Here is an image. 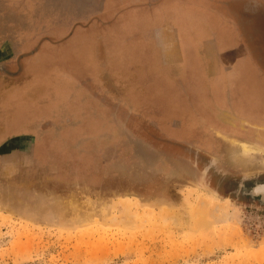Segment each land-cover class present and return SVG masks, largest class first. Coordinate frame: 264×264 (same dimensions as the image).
<instances>
[{"label":"rangeland","instance_id":"obj_1","mask_svg":"<svg viewBox=\"0 0 264 264\" xmlns=\"http://www.w3.org/2000/svg\"><path fill=\"white\" fill-rule=\"evenodd\" d=\"M112 2L103 15L48 0L52 16L42 17L40 40L48 64L29 79L15 66L16 80L1 82L9 144L0 145V264H264V207L219 195L206 183L211 167L205 171L208 162L226 173L264 170V116L243 110L264 111V98L210 99L217 110L200 98L172 99L176 112L166 113L161 104L151 110L115 97L86 99L59 72L53 76L56 68L80 73L86 58H97L81 41L93 26L56 44L73 23L98 14L105 22L125 10L103 29L105 48L143 67L149 99L170 103L159 89L160 56L152 69L149 54L140 55L148 36L138 23L143 0ZM89 66L86 73L97 71ZM103 70L118 73L112 63ZM46 121L55 125L49 137L24 138L31 124L44 130ZM244 142L258 151L243 156ZM10 145L17 152L8 155Z\"/></svg>","mask_w":264,"mask_h":264},{"label":"crops","instance_id":"obj_2","mask_svg":"<svg viewBox=\"0 0 264 264\" xmlns=\"http://www.w3.org/2000/svg\"><path fill=\"white\" fill-rule=\"evenodd\" d=\"M47 2L48 0H0V49L8 50L6 59L0 57V60L6 61V65L14 64L19 69L21 67L28 79L33 71L39 69L37 65L40 67L48 64L45 58H40L43 55L40 41L43 33L41 19L44 15H47L46 18L48 15L52 16L48 14ZM109 2L110 0H70V7L82 14L89 13L93 8L106 15L114 4ZM137 7L144 9L141 14L145 16L143 22L138 20V23L142 24L143 29H148V36L144 35L145 51L140 55L149 54L150 59L147 56V61L151 62L152 69L154 57L156 60L157 55L160 56L161 67H166V77L160 79L162 82L160 81L159 89L169 91V104H164L162 98L149 99L153 97L152 91L144 84V77L140 76L143 67L133 64L135 62L128 57H119L126 53L112 51L109 54L105 48L101 36L103 29L111 26L125 10L105 22H101V15H92L82 25L73 23L70 35L60 42L48 40L60 44L72 36L76 28H94V35L81 41L83 48L96 50L97 58H86L81 66L84 68L79 69L80 73H76L72 67H68L66 72L62 68H56L53 76H58L59 72V76L68 79L76 90H81L86 99L115 97L125 107L140 108L146 105L151 110L161 104L166 113L176 112L173 110L175 102L172 99L210 97L216 99V104H221L222 99L232 97L264 98V0H143ZM117 47L120 48V45ZM41 59L44 60L43 63ZM109 63L118 68V73L103 70ZM156 64L158 65V61L155 62L157 69ZM89 65L97 71L86 73ZM123 66L125 68L121 72L120 68ZM11 72L12 79L16 80V72ZM2 81L0 79V93L4 90ZM18 88H12L11 92L16 94L19 90H14ZM259 113L263 115L264 111L255 114ZM33 124L25 130L28 134H24V138L31 139L33 135V139L40 140L49 137L46 130L55 129L52 122L46 121L49 128L45 127L44 130L41 125L36 128ZM62 128L70 130L72 127Z\"/></svg>","mask_w":264,"mask_h":264},{"label":"flooded vegetation","instance_id":"obj_3","mask_svg":"<svg viewBox=\"0 0 264 264\" xmlns=\"http://www.w3.org/2000/svg\"><path fill=\"white\" fill-rule=\"evenodd\" d=\"M7 54H8L7 49L5 48L0 49V56H2L4 60L6 59ZM4 60L2 59L0 60L1 80L4 79V76L5 77L13 76V72L10 71L15 67L14 64L6 65V61ZM2 97L3 96L0 95V111L2 107L1 104H3L6 101V99L3 100ZM201 99L203 102L205 101V103H208L213 109H216V106L217 108H219V105L212 106L210 99L213 98L204 97ZM232 99H234V97H232L231 100ZM251 108L247 110L246 109L243 110L246 111L248 115L256 116L257 114H255L256 112H254L253 110V108L255 109V107L253 106ZM261 116H264V114ZM0 120H1V116H0ZM4 134H6V137L9 136L8 133L3 132V128L0 125V145L9 144L6 142L8 138H6ZM8 150L9 153L7 154L11 155L14 154V152L12 151L16 149L14 148L13 145H10V148ZM209 163L210 162H208L205 165V167H208ZM216 165L217 164L214 163L213 165L210 166L211 169L209 171L212 172V175L206 180L208 187L212 188L213 191H215L219 195H222L223 197L232 198L234 200L235 199L240 200L246 198L257 205L264 207V170H254L246 173H226L223 171L222 168L217 167Z\"/></svg>","mask_w":264,"mask_h":264},{"label":"bare ground","instance_id":"obj_4","mask_svg":"<svg viewBox=\"0 0 264 264\" xmlns=\"http://www.w3.org/2000/svg\"><path fill=\"white\" fill-rule=\"evenodd\" d=\"M239 145H240V150H241V153H242L243 156H247L248 153H250V152L258 151L253 146H250L251 144L249 145V144H244L243 143V144H239ZM260 154L264 155V151L263 150H260Z\"/></svg>","mask_w":264,"mask_h":264},{"label":"water","instance_id":"obj_5","mask_svg":"<svg viewBox=\"0 0 264 264\" xmlns=\"http://www.w3.org/2000/svg\"><path fill=\"white\" fill-rule=\"evenodd\" d=\"M210 163H211V162H210ZM210 163H209V164H210ZM209 167H210V165H209L208 167H206L205 171H206Z\"/></svg>","mask_w":264,"mask_h":264}]
</instances>
